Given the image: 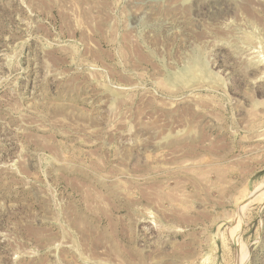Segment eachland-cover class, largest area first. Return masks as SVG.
<instances>
[{
	"label": "rangeland",
	"instance_id": "1",
	"mask_svg": "<svg viewBox=\"0 0 264 264\" xmlns=\"http://www.w3.org/2000/svg\"><path fill=\"white\" fill-rule=\"evenodd\" d=\"M260 185L264 0H0V264H264Z\"/></svg>",
	"mask_w": 264,
	"mask_h": 264
},
{
	"label": "bare ground",
	"instance_id": "2",
	"mask_svg": "<svg viewBox=\"0 0 264 264\" xmlns=\"http://www.w3.org/2000/svg\"><path fill=\"white\" fill-rule=\"evenodd\" d=\"M264 185L262 186V185H260L258 188H257V190H255V192L253 193L254 195H255V193H256V196H254L252 199L253 200H257L259 197L261 198H263V196L262 195H264ZM253 200H251V201H253ZM240 209V208H239ZM234 239H235V243H236V245H238L237 246V250L238 251H240V243H239V238H238V235H235L234 234ZM239 253V252H238ZM239 255V254H238ZM242 257V256H241ZM242 258H240L239 260H241ZM238 260V259H237ZM241 262V261H240Z\"/></svg>",
	"mask_w": 264,
	"mask_h": 264
},
{
	"label": "water",
	"instance_id": "3",
	"mask_svg": "<svg viewBox=\"0 0 264 264\" xmlns=\"http://www.w3.org/2000/svg\"><path fill=\"white\" fill-rule=\"evenodd\" d=\"M254 196H256V193H255V195H254V194H250V195L244 200L243 204H245V203H247L248 201H250ZM233 245H234V248L237 249V245H236V243H233Z\"/></svg>",
	"mask_w": 264,
	"mask_h": 264
}]
</instances>
